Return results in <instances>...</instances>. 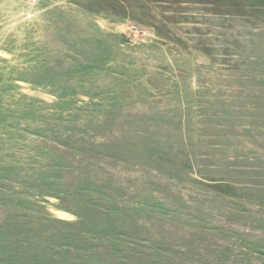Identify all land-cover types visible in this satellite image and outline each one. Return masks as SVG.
<instances>
[{"label": "rangeland", "instance_id": "obj_1", "mask_svg": "<svg viewBox=\"0 0 264 264\" xmlns=\"http://www.w3.org/2000/svg\"><path fill=\"white\" fill-rule=\"evenodd\" d=\"M0 264H264V0H0Z\"/></svg>", "mask_w": 264, "mask_h": 264}]
</instances>
